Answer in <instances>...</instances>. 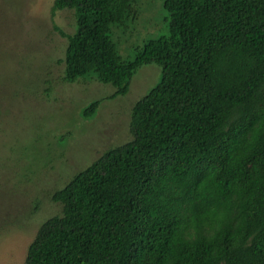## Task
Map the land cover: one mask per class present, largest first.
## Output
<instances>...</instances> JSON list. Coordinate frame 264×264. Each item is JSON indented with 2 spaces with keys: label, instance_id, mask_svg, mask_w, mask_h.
I'll return each mask as SVG.
<instances>
[{
  "label": "trees",
  "instance_id": "trees-1",
  "mask_svg": "<svg viewBox=\"0 0 264 264\" xmlns=\"http://www.w3.org/2000/svg\"><path fill=\"white\" fill-rule=\"evenodd\" d=\"M139 0H53L73 10L63 79L127 93L144 64L159 80L133 105L132 138L51 199L25 264H264V0H163L168 34L124 58L113 39ZM115 34V33H114ZM100 99L84 106L95 116Z\"/></svg>",
  "mask_w": 264,
  "mask_h": 264
},
{
  "label": "rangeland",
  "instance_id": "rangeland-1",
  "mask_svg": "<svg viewBox=\"0 0 264 264\" xmlns=\"http://www.w3.org/2000/svg\"><path fill=\"white\" fill-rule=\"evenodd\" d=\"M53 0H0V264H25L38 228L60 214L51 194L105 150L132 138L134 103L160 78L155 63L142 65L124 95L94 79H63L73 10H57ZM163 0H139L140 15L113 39L124 58L149 39L168 34ZM115 33V34H114ZM101 103L92 118L81 109Z\"/></svg>",
  "mask_w": 264,
  "mask_h": 264
}]
</instances>
